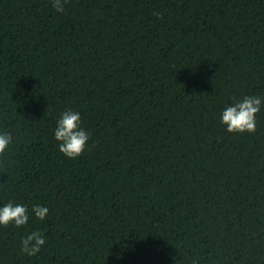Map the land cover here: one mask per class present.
<instances>
[{
    "label": "trees",
    "instance_id": "1",
    "mask_svg": "<svg viewBox=\"0 0 264 264\" xmlns=\"http://www.w3.org/2000/svg\"><path fill=\"white\" fill-rule=\"evenodd\" d=\"M264 0H0V204L47 205L0 226V264H264ZM65 108L91 135L75 159ZM43 230L34 256L20 239Z\"/></svg>",
    "mask_w": 264,
    "mask_h": 264
},
{
    "label": "clouds",
    "instance_id": "2",
    "mask_svg": "<svg viewBox=\"0 0 264 264\" xmlns=\"http://www.w3.org/2000/svg\"><path fill=\"white\" fill-rule=\"evenodd\" d=\"M65 3L66 0H52V6L57 12L64 11ZM262 106L264 96L260 95H244L242 98L233 99L231 104L221 109L219 122L229 133H253L257 125L256 113ZM52 131L58 151L70 159L77 158L85 150L91 135L90 131L83 127L80 112L72 108H65L59 113ZM12 143V133L0 130V154H4ZM48 212L47 205L33 203L29 206L8 200L0 204V226L11 224L19 228L28 224L30 216L44 221ZM46 239L43 230H32L21 237L20 251L28 256H34L41 250Z\"/></svg>",
    "mask_w": 264,
    "mask_h": 264
}]
</instances>
